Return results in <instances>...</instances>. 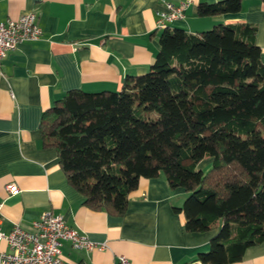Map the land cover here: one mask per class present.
<instances>
[{
	"label": "trees",
	"instance_id": "1",
	"mask_svg": "<svg viewBox=\"0 0 264 264\" xmlns=\"http://www.w3.org/2000/svg\"><path fill=\"white\" fill-rule=\"evenodd\" d=\"M264 3V0H259ZM241 0L201 3L199 17L238 13ZM256 27L164 29L148 72L115 92H66L41 117L42 144L92 210L115 216L141 178L186 194L189 233L214 232L201 264H231L264 241V64ZM205 159L211 166L198 168Z\"/></svg>",
	"mask_w": 264,
	"mask_h": 264
},
{
	"label": "crops",
	"instance_id": "2",
	"mask_svg": "<svg viewBox=\"0 0 264 264\" xmlns=\"http://www.w3.org/2000/svg\"><path fill=\"white\" fill-rule=\"evenodd\" d=\"M162 1L187 2L184 18L168 29L200 33L219 24L256 27L255 43L264 64V3L241 0L238 13L199 17L201 3L222 0H0V22L32 12L42 30L36 41L19 44L1 64L0 232L14 227L32 232L43 212L60 216L103 250H74L61 244L65 264H195L210 248L214 232L189 233L180 208L186 194L166 179L139 180L120 216L92 210L67 182L54 149L42 144L40 123L66 92H115L126 76L148 72L159 50L155 12ZM200 164L198 165V168ZM17 191L9 194L6 186ZM0 241V252H8ZM231 264H264V241Z\"/></svg>",
	"mask_w": 264,
	"mask_h": 264
},
{
	"label": "built area",
	"instance_id": "3",
	"mask_svg": "<svg viewBox=\"0 0 264 264\" xmlns=\"http://www.w3.org/2000/svg\"><path fill=\"white\" fill-rule=\"evenodd\" d=\"M187 2L174 5L162 1V6L155 12L156 30L168 28V24L184 18ZM42 35L41 28L35 21L32 12L24 13L16 19L0 22V76L1 64L8 53L19 44L36 41ZM6 191L13 194L17 191L14 184L6 186ZM34 231L29 232L14 227L8 234L0 232V241L7 244L9 251L0 252V264H65L61 256V244L70 243L74 250H103L104 243L98 244L69 227L60 216L43 212L32 222ZM115 264H130L124 256H118ZM195 264H201L196 262Z\"/></svg>",
	"mask_w": 264,
	"mask_h": 264
},
{
	"label": "rangeland",
	"instance_id": "4",
	"mask_svg": "<svg viewBox=\"0 0 264 264\" xmlns=\"http://www.w3.org/2000/svg\"><path fill=\"white\" fill-rule=\"evenodd\" d=\"M211 166V162L209 159H205L200 164V169H202L204 172L207 171Z\"/></svg>",
	"mask_w": 264,
	"mask_h": 264
}]
</instances>
